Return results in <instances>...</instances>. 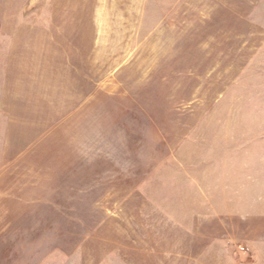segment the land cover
Segmentation results:
<instances>
[{
	"label": "rangeland",
	"instance_id": "374dc122",
	"mask_svg": "<svg viewBox=\"0 0 264 264\" xmlns=\"http://www.w3.org/2000/svg\"><path fill=\"white\" fill-rule=\"evenodd\" d=\"M0 264H264V0H0Z\"/></svg>",
	"mask_w": 264,
	"mask_h": 264
}]
</instances>
